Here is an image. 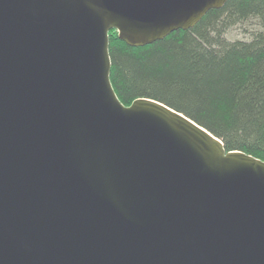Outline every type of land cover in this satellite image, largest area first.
<instances>
[{
    "label": "water",
    "instance_id": "1",
    "mask_svg": "<svg viewBox=\"0 0 264 264\" xmlns=\"http://www.w3.org/2000/svg\"><path fill=\"white\" fill-rule=\"evenodd\" d=\"M226 0H0V264H264V161L110 82Z\"/></svg>",
    "mask_w": 264,
    "mask_h": 264
},
{
    "label": "trees",
    "instance_id": "2",
    "mask_svg": "<svg viewBox=\"0 0 264 264\" xmlns=\"http://www.w3.org/2000/svg\"><path fill=\"white\" fill-rule=\"evenodd\" d=\"M264 19V0H226L191 28L134 47L108 32L110 82L118 99L159 101L221 140L264 161V28L249 40L229 29Z\"/></svg>",
    "mask_w": 264,
    "mask_h": 264
},
{
    "label": "rangeland",
    "instance_id": "3",
    "mask_svg": "<svg viewBox=\"0 0 264 264\" xmlns=\"http://www.w3.org/2000/svg\"><path fill=\"white\" fill-rule=\"evenodd\" d=\"M263 28L264 19L253 18L249 19L243 24L229 29L225 36L228 40H249L253 32H255L256 30H261Z\"/></svg>",
    "mask_w": 264,
    "mask_h": 264
}]
</instances>
